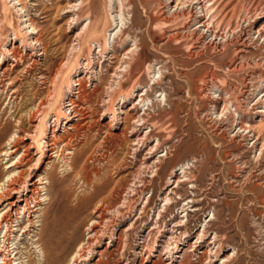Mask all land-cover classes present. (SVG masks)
Wrapping results in <instances>:
<instances>
[{
	"label": "rangeland",
	"instance_id": "1",
	"mask_svg": "<svg viewBox=\"0 0 264 264\" xmlns=\"http://www.w3.org/2000/svg\"><path fill=\"white\" fill-rule=\"evenodd\" d=\"M107 1L85 0L80 16L90 17L96 25L93 32L81 38V47L72 51L76 34L86 21L82 18L78 23L69 24L71 13L58 10L66 4L65 0H27L28 12L38 25L45 54L35 57L41 59L40 69L36 70L28 56L31 50H26L25 61L11 72L12 84L5 81L0 96V112L5 114L4 119L0 118V151L18 128L19 107L11 116L16 106L30 98L27 94L30 90L36 88L43 94L49 87V78L41 76V71L48 77L59 69L64 71L58 97L44 116L46 128L48 123L54 124V114L63 113L64 92L70 76L81 77L83 94L78 103L86 111H92V118L76 134L74 153L69 155L65 150L55 159L52 170H48L52 179L48 191L51 199L38 203L36 206L41 209L28 216L26 213L19 216L18 226L9 238L16 242L20 264H38V251L33 243L36 237L41 244L44 242L45 250H51L53 245L47 237L53 222L58 217L69 216L72 209L79 208V214L75 221L77 231L69 241L77 245L87 237L94 199L89 200L91 203L85 202V195L93 187L84 179L94 169L101 170V175L106 169L109 186L118 181L115 198L119 202L125 193L131 196L134 192L132 181L140 180L134 197L131 196L135 212L130 216H115L113 225L120 232L138 214L145 199L150 198L149 219L142 227L143 235L146 234L154 220H158L156 213L164 204L162 196L167 192L166 187L174 186L169 176L174 162L181 179L170 194L169 208L161 212L164 223L158 224L169 227L176 216L188 213L176 233L178 241L183 242L182 250L188 248V243L193 244L203 229L204 234L196 245L201 239L205 243L213 241L212 253L206 245L195 252L188 251L190 264H203L209 258L221 263L225 255L231 259L223 264H264V112L258 111L264 104V0H122L123 25L114 41L106 32L115 26L110 16L113 9ZM96 39L104 46L101 52L97 51L98 44L93 43ZM131 47L132 52L123 59V53ZM67 59L69 64L64 65ZM120 62H127V71H121L122 77L117 78L120 83L113 85L116 82L113 73ZM146 84L149 90H142L147 92L142 95L144 100L129 109L138 99L140 86ZM16 89L20 92L15 98ZM103 104L115 112L121 107L125 112L120 113L121 117L129 114V128L121 122L117 126L111 123V113L105 119L110 126L102 125ZM137 116L143 120L137 123L135 131L141 136L145 132L149 134L139 145H135L136 141L133 143L137 136H132L130 131ZM60 121L62 126V117ZM122 127L124 132L120 130ZM24 128L31 130L27 122ZM158 139L157 148L147 158L148 148ZM167 151V155L161 156ZM88 155L90 158L86 161ZM38 157L39 154L34 155ZM2 158L0 155V177L7 166ZM157 158L161 160L152 165L151 161ZM44 159L39 157L40 165ZM66 162L72 168L65 166ZM181 166H185L183 173ZM28 171L30 176L25 174L17 182L19 192L14 197L27 192L25 189L33 176L30 168ZM45 192H40V200L46 196ZM73 194L80 198L74 200ZM36 220L42 224L36 226ZM156 229L152 245L164 251L170 244L168 233L162 237ZM108 241L109 235H104L101 246L104 248ZM6 246L5 243L3 248ZM202 249L206 254L199 260L197 256ZM70 254L69 248L63 250L57 264H67ZM136 260L140 258L137 256Z\"/></svg>",
	"mask_w": 264,
	"mask_h": 264
},
{
	"label": "bare ground",
	"instance_id": "2",
	"mask_svg": "<svg viewBox=\"0 0 264 264\" xmlns=\"http://www.w3.org/2000/svg\"><path fill=\"white\" fill-rule=\"evenodd\" d=\"M65 1L66 4L61 8H59L58 10L64 11L63 14L71 13L68 19V23L69 24L72 22L78 23L79 21H81L83 17H81L80 14L82 15V9L84 7L85 0H75L74 2H71L69 0H65ZM107 4L110 8L113 9L111 11L110 16L113 23H115V26L111 27L106 32L107 35L109 36V39L113 38L112 40L114 41L116 35L122 29V25H123V13L121 10L123 4H122V0H108ZM55 6L57 7V4H55ZM27 7H28L27 0H0V96L3 95L5 81H8L9 85L12 84L14 77H11L12 76L11 72L14 70L15 67H17L20 63H22V61H25L26 50L28 49L31 50V52L29 51L28 56L31 58V63L35 66L34 69L36 70L40 69L38 65L40 64L39 61L41 59L39 58L43 57V55L45 54L43 41L40 38L41 36L39 37L38 34L39 32L38 25L36 24L35 19L30 16ZM44 9H41V11ZM83 19L86 22L76 34L75 40L77 41L76 43H74L75 45L72 47L71 49L72 51L80 48L81 38L84 39L86 34L88 32L90 33L92 29L95 28L94 25L96 24L95 22L93 24V20L90 17H84ZM119 27L120 29L116 32V29H118ZM258 32H260V30L257 29V33ZM7 37L9 38V40H7ZM17 40L20 41L19 45L17 43ZM7 43L9 44L11 43V45L8 46ZM93 43L98 44V47L100 49L97 51L101 52L104 49V46L100 41V39H96L95 41H93ZM111 46L113 49L114 45L111 44ZM132 49L133 47L128 48L127 51L123 53L122 58L125 59V57H127L128 54L132 52ZM36 56L39 58H35ZM10 57H12V61L9 63ZM63 64L68 65L69 59H67L66 62L64 60ZM127 65H128L127 62H125V64L120 62V64L116 66V69L113 73L114 77H116V82L112 83L113 85L115 84L118 85L120 83L117 81L118 80L117 78L122 77V73H120L121 71H127ZM27 68L26 67L24 68L25 71H28ZM40 75L45 78H49V85H48L49 87L46 89L45 92H43V94L40 93L39 90H37L36 88H34V90H30L27 93L30 95V98L28 99L25 98V100L21 104L17 105L16 108L15 106H13L15 109L11 114L12 117L14 116V112L17 110L18 107H19L18 108L19 112H21V115L19 114L20 116L19 118H17L19 124L16 123L18 125V128L16 127L17 128L16 131H13V133L9 135V137L6 139L4 143L2 150L0 151V155L3 156L1 161H3V163L7 165L4 168L5 169L4 174L0 177V234L2 232V229L4 228V226L2 225V222L4 220L7 222L8 219H11L12 217L19 219L17 217L20 213V210L24 215L25 213H27L28 216L34 211L41 209V207L39 208L36 206L38 203L42 201H48L51 199V196L48 194V191H49V185L51 186L52 184L51 183L52 179H51V171L48 170H52V168L54 167L55 159L57 158L59 159L63 155V152L65 150H67L66 153L69 155L74 153L73 150L74 148H72V146L76 145L74 142L76 134L80 130H82L88 124L87 122H89L90 119L92 118V111H88V110L86 111L84 108H82L83 106H80V104L78 103L79 98H81L83 94L82 93L83 81L80 79L81 77L71 78L70 76V83L66 85L65 88L66 91L64 92L66 104L62 106L64 109L63 113L61 115L54 114L53 117L54 124H52L48 120L50 123H48V128H46L47 120H45L44 116L47 115L46 111L48 107L50 106V104L55 102L54 98L59 93L60 83L62 81L64 71L63 69H59L51 77H48V75H46L43 71L40 72ZM96 75L98 74L96 73ZM148 86H149L148 84L140 86L138 93L136 94L138 96V99L136 102H132L129 109H133L135 107L134 103H140V101L144 100L142 95L146 94L147 92L143 93L142 90L145 89L146 91H148L149 90ZM17 91L18 89L13 91L15 98L17 94L20 92ZM123 95L124 94H121L120 96ZM109 97L111 98V95H109ZM109 97L108 99H110ZM36 98L37 101L35 100ZM147 99L145 98V100ZM103 105H104V109L103 111H101L102 113L100 116V119L103 121L102 125H105V127L106 125L107 126L109 125L108 120L105 121V119L107 117V114L111 113V118H110L111 123L117 126L121 122V124L124 125L126 124V126L128 127L127 123L129 120H127L128 119L127 115L129 114L121 117L120 113H125L121 107H118L117 112H115V111H110L112 107H110L109 105H105V104ZM263 105H262L263 108L258 110L259 112H264ZM1 114L2 112H0V115ZM3 115L5 114L3 113ZM3 115H1L0 118H3L2 117ZM140 116H137V119L135 120V123L130 130L132 132L131 134L132 136L134 135L137 136L133 139V143L136 141L135 145H139L140 142L144 143L143 139L145 140L149 135L145 132L141 136L137 133V131H135L136 130L135 126L137 125V123L143 120V118ZM60 117H62V122H64L62 126L60 124L61 123ZM34 120H38V122L34 123L35 122ZM25 122H27V124L31 126V130H26L24 128ZM250 126H249L250 128L249 131L251 132L252 129ZM47 129L48 132L45 133ZM245 129L246 128H244V130ZM120 130L124 132L123 127L120 128ZM19 131H22L23 134L20 135L18 133ZM1 133L2 132L0 131V134ZM159 141L160 140L158 139V142L156 144L151 145L148 148L146 152L147 154L145 155L147 158L151 157V154L153 153V150L157 148ZM33 149H35V151ZM167 153L168 151L165 154H161V156L167 155ZM36 154H39V157H43V156L45 157L42 165L39 164V157L34 158V155ZM89 158L90 157L88 155L86 161ZM160 160L161 158H157L151 161V164L154 165L153 163ZM67 165L70 166L69 168H72L71 163L66 162L65 166ZM175 166L176 164L174 162L170 167V172H169V176L171 177L172 184L174 186L171 187L170 185H168L166 187L167 192L165 193V195L162 196V201L164 202V204L162 206H159L160 210H158L156 213L158 216V220H156L157 218L154 220L152 226L147 230V233L144 235L142 233L143 232L142 227L144 226V223L146 224V221L149 219L150 214L149 215L147 214V207L150 202V198L145 199L144 205L139 208L138 214H134L135 215L134 219L131 220L125 226H123L121 231L119 230L120 232H116L113 225L115 216L123 217L125 215L130 216L132 214L134 209V206L132 205L133 204L132 197H134L136 193L135 187L140 180L135 179L132 181L133 183L131 182L132 183L131 186L134 187L133 189L134 192L132 191L133 193L131 194L132 197L127 193H125L126 196L122 201L119 202L118 199L115 198V194L117 193L116 191L118 190L117 189L118 181H116L115 183L111 184V186H109L110 184L107 178L108 173L106 172V169L103 171L104 174L102 175H101V170L98 169L92 170L90 173L86 175V178L84 177L85 178L84 182L88 186L93 187L92 189L93 191L91 190L92 192H90L88 196L85 195L84 197L85 202L91 203V201L89 200L91 198L94 199L93 210L91 212V217L88 222L87 237L84 240L80 241L77 245H72L73 241H69L70 236L73 234V232L75 230L77 231V228H75V221L79 214V208L72 209L69 212V216L58 217L53 222L51 233L47 237L50 239L53 245L51 250L50 249L45 250L44 247L42 246L44 242L42 244L41 242H38L39 237H36V235H34L36 239L35 241L33 240L34 241L33 243L35 245L36 250L38 251V259H37L38 264H57L60 253L66 248H69V250H71V254L67 264H190L191 261L188 255L189 254L188 251L195 252L198 248L201 249L203 248V246L206 245L207 247H209V252L212 253V249L210 248V245L213 241L210 240L205 243V241H202L201 239L198 246L196 245L198 239L202 238L204 234V229L198 233L193 244L188 243L189 249L195 245L196 248L192 249L193 248L192 247L190 250H186L188 248L182 250L183 247H180V244H182L183 242L178 241L177 239L178 234L176 235V233L180 228V226L183 225V218L188 217V213L182 216H176L175 220L173 221V225L169 227H167V225L164 226L162 224L161 225L158 224L159 221H161V223H164L163 213L161 212H165L169 208V205H167V203L170 200V196H171L170 194L174 193V188L177 187V184L175 183H178L180 178L179 173L176 171L177 168L175 169ZM184 167L185 166H181L179 168L182 170L181 171L182 173L185 172ZM29 168L32 170L33 176L25 189L27 192L21 195H17V197H14V193L19 192V187L16 186L19 179L25 174L30 176V172L28 171ZM182 176H185V174ZM94 178L97 179V182L93 181ZM122 179L123 178H120V181ZM41 191H46L43 194L46 196L40 200L39 196ZM73 195H74L73 196L74 200L75 199L78 200L80 198L77 194H73ZM38 221L36 220L37 222L36 226L42 224L39 223ZM7 227H8V231L6 232L5 235H7L9 238L11 233L16 228H10V226ZM156 228H158V232L162 237L168 233L167 241H170L171 246L174 245L173 247L169 246L170 244H168L165 247L164 251L163 249L161 250L158 247L156 249L154 248L155 244L152 245L153 243L152 234L154 230H157ZM26 230L29 229L26 228ZM26 230H24L23 232H26ZM104 235H109V241L107 242L106 246L103 248L101 246V242H102V237ZM4 236L2 235V238L0 239V243L3 242L2 244H4L5 242ZM154 241L156 243V240ZM2 244L0 245V255H2L3 251L8 249L1 247ZM153 250L157 253L153 254L152 253ZM200 252L201 253L199 255L197 254L199 260H201L202 256L206 254L205 249H202ZM216 252L217 251L214 252L213 257L216 256ZM137 256L140 258L139 261L136 260ZM153 256H155V259L152 258ZM230 259L231 258L229 257V255H225L221 263H218L217 260H214L213 258H209V260L204 262L203 264H223L224 261H230ZM15 263L20 264L19 261ZM2 264H7V261L3 260ZM27 264H29V262Z\"/></svg>",
	"mask_w": 264,
	"mask_h": 264
},
{
	"label": "built area",
	"instance_id": "3",
	"mask_svg": "<svg viewBox=\"0 0 264 264\" xmlns=\"http://www.w3.org/2000/svg\"><path fill=\"white\" fill-rule=\"evenodd\" d=\"M22 215H23V213L20 210V213H19L17 218H19V216H22ZM26 215H27V213H26ZM17 222H18V219H16L15 217H12L11 219H8L7 222L4 220L2 222V225L4 226V228L2 229V232L0 234L1 235L0 239L2 238V235L4 236L6 234V232L8 231V227L7 226H10V228H14L15 226H18ZM4 237H5L4 244L5 243L7 244V246L5 248H8V249L3 251L2 255H0V264H2L3 260L7 261V264H16L15 262L19 261V257L16 255L17 254L16 245H15L16 242H15V240H12V239L8 238L7 235H5ZM2 243H0V245ZM4 244H2L1 247H3ZM6 258H9V259H6Z\"/></svg>",
	"mask_w": 264,
	"mask_h": 264
}]
</instances>
